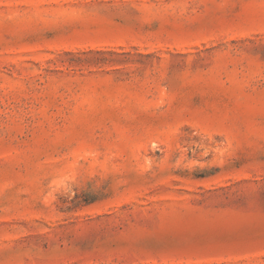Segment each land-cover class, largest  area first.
Listing matches in <instances>:
<instances>
[{"label":"rangeland","instance_id":"374dc122","mask_svg":"<svg viewBox=\"0 0 264 264\" xmlns=\"http://www.w3.org/2000/svg\"><path fill=\"white\" fill-rule=\"evenodd\" d=\"M0 264H264V0H0Z\"/></svg>","mask_w":264,"mask_h":264}]
</instances>
